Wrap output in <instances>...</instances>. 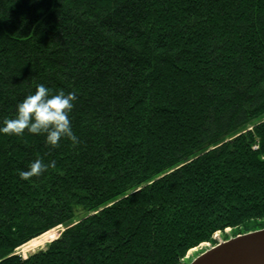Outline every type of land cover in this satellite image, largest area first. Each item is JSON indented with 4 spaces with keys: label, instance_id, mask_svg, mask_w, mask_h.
Returning a JSON list of instances; mask_svg holds the SVG:
<instances>
[{
    "label": "trees",
    "instance_id": "16d2710c",
    "mask_svg": "<svg viewBox=\"0 0 264 264\" xmlns=\"http://www.w3.org/2000/svg\"><path fill=\"white\" fill-rule=\"evenodd\" d=\"M37 83L75 92L78 143L0 134V264H182L264 227V0H0V122Z\"/></svg>",
    "mask_w": 264,
    "mask_h": 264
},
{
    "label": "clouds",
    "instance_id": "9594fccd",
    "mask_svg": "<svg viewBox=\"0 0 264 264\" xmlns=\"http://www.w3.org/2000/svg\"><path fill=\"white\" fill-rule=\"evenodd\" d=\"M75 99V92H52L45 84L37 83L34 92L17 103L14 116L0 122V134L22 136L25 131L43 134L45 142L53 147L58 146L62 137H67L75 145L78 138L69 117ZM53 166L52 162L45 163L42 158H36L18 175L22 180H29Z\"/></svg>",
    "mask_w": 264,
    "mask_h": 264
},
{
    "label": "water",
    "instance_id": "95a60500",
    "mask_svg": "<svg viewBox=\"0 0 264 264\" xmlns=\"http://www.w3.org/2000/svg\"><path fill=\"white\" fill-rule=\"evenodd\" d=\"M187 264H264V227L220 240Z\"/></svg>",
    "mask_w": 264,
    "mask_h": 264
},
{
    "label": "rangeland",
    "instance_id": "374dc122",
    "mask_svg": "<svg viewBox=\"0 0 264 264\" xmlns=\"http://www.w3.org/2000/svg\"><path fill=\"white\" fill-rule=\"evenodd\" d=\"M63 227L61 226H57L53 229H50V231H46L45 233L31 239L30 241H28L27 243L21 245L20 247H18L16 249V253L21 255L23 258H25L28 254H31L39 249H43L45 248V246L51 242L52 240H54L55 238H57L60 234V232L62 231ZM229 230H226V233H228ZM214 238L216 239V241H220L223 240L222 239V235L217 232L214 234ZM212 246L210 243H203L201 245H199L198 247L193 248L192 250H190L187 255H186V259L182 261V264H187V260H190V258L193 256H196L198 253H200L201 251H203L205 248Z\"/></svg>",
    "mask_w": 264,
    "mask_h": 264
}]
</instances>
